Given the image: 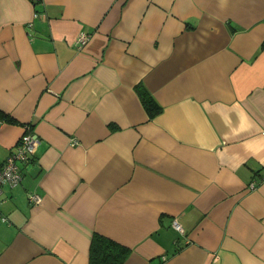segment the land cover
Here are the masks:
<instances>
[{"label": "crops", "instance_id": "1", "mask_svg": "<svg viewBox=\"0 0 264 264\" xmlns=\"http://www.w3.org/2000/svg\"><path fill=\"white\" fill-rule=\"evenodd\" d=\"M26 125L0 264H264V0H0V164Z\"/></svg>", "mask_w": 264, "mask_h": 264}, {"label": "built area", "instance_id": "2", "mask_svg": "<svg viewBox=\"0 0 264 264\" xmlns=\"http://www.w3.org/2000/svg\"><path fill=\"white\" fill-rule=\"evenodd\" d=\"M89 39V34L86 32H80L77 37V46L83 47ZM26 130L18 139L15 147L7 155L5 160L0 164V194L3 186H15L22 179L21 165H24L30 159L31 152L35 145L39 142V137L35 131L28 125L25 126ZM75 142V140H73ZM249 187L255 188V182H250ZM29 200L36 204L41 202V196L37 192H31ZM173 226L182 231L181 225L177 220H173Z\"/></svg>", "mask_w": 264, "mask_h": 264}, {"label": "trees", "instance_id": "3", "mask_svg": "<svg viewBox=\"0 0 264 264\" xmlns=\"http://www.w3.org/2000/svg\"><path fill=\"white\" fill-rule=\"evenodd\" d=\"M136 89L149 116L156 115L160 110V106L145 88L138 85ZM128 252L126 246L105 235L94 233L89 249V264H121L126 259Z\"/></svg>", "mask_w": 264, "mask_h": 264}]
</instances>
